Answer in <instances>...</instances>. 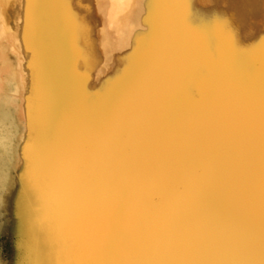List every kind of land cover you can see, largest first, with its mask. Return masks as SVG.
<instances>
[{"label":"bare ground","instance_id":"obj_1","mask_svg":"<svg viewBox=\"0 0 264 264\" xmlns=\"http://www.w3.org/2000/svg\"><path fill=\"white\" fill-rule=\"evenodd\" d=\"M0 61L29 264H264V0H0Z\"/></svg>","mask_w":264,"mask_h":264},{"label":"rangeland","instance_id":"obj_2","mask_svg":"<svg viewBox=\"0 0 264 264\" xmlns=\"http://www.w3.org/2000/svg\"><path fill=\"white\" fill-rule=\"evenodd\" d=\"M5 43L9 44V41ZM15 70L16 77L24 73L23 69L16 68ZM9 72V69L5 65L2 66L0 61L1 95L7 88L6 78ZM15 82L19 80L15 79ZM16 92L13 90L9 92V95L19 102L21 95ZM9 106L12 108L10 115L0 122V176H3L9 183V186L0 184V264H29L32 263L37 253H42L46 260H51V250L32 246L27 236V233H30L34 241L33 236H38L37 233L40 230L42 235L44 234L40 226L43 209L35 197L32 196L31 199V195L27 194L26 189L29 190V188L26 187L21 177L25 170V158L19 151L12 120L17 121L18 119L22 122L24 114L18 105L10 104ZM6 160L9 161L8 165L5 163ZM28 204L32 205V222H29L28 218Z\"/></svg>","mask_w":264,"mask_h":264},{"label":"snow or ice","instance_id":"obj_3","mask_svg":"<svg viewBox=\"0 0 264 264\" xmlns=\"http://www.w3.org/2000/svg\"><path fill=\"white\" fill-rule=\"evenodd\" d=\"M65 264H98V262H90V261H68ZM125 264H212V262H198V261H166V260H158V261H135V262H125Z\"/></svg>","mask_w":264,"mask_h":264}]
</instances>
